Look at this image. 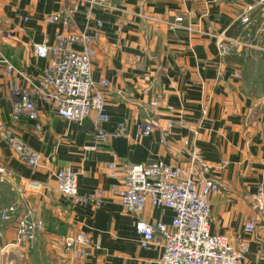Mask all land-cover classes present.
I'll list each match as a JSON object with an SVG mask.
<instances>
[{"label": "crops", "instance_id": "obj_1", "mask_svg": "<svg viewBox=\"0 0 264 264\" xmlns=\"http://www.w3.org/2000/svg\"><path fill=\"white\" fill-rule=\"evenodd\" d=\"M253 1L108 0L110 7L104 8L79 2L68 30L99 32L91 77L97 84L107 81L109 113L100 127L112 132L124 124L128 136L99 141L93 114L82 122L68 120L43 100L36 102L37 118L21 113L14 119L9 77L1 69L0 123L40 154L39 166L23 163L0 132V212L9 210L8 217L0 214V246L13 243L21 215L43 222L31 246L5 248L11 264H159L162 246L142 248L135 222L169 226L174 211L146 202L137 216L122 208L110 187L120 183L125 164H185L191 152L220 184L209 197L210 230L248 244L243 264H264V225L251 207L257 185L264 184V20L255 11L248 24L240 21ZM68 3L0 0V56L30 78L40 77L51 59L37 57L32 44L54 41L62 25L47 17ZM186 10L203 33L169 31L162 21L147 18L170 19ZM217 37L231 50L235 43V54L219 56ZM158 91L164 95L159 105L145 109ZM148 116L158 126L136 138ZM64 167L76 173L78 195L98 201L62 194L55 174ZM26 179L41 188L30 189ZM249 219L257 224L252 232L244 230ZM78 231L88 234L93 246L85 258L73 260L58 240Z\"/></svg>", "mask_w": 264, "mask_h": 264}, {"label": "built area", "instance_id": "obj_2", "mask_svg": "<svg viewBox=\"0 0 264 264\" xmlns=\"http://www.w3.org/2000/svg\"><path fill=\"white\" fill-rule=\"evenodd\" d=\"M80 1L100 8L110 7L108 0H70V3L49 14L47 22H59L62 29L57 31L52 43L32 44L37 57L51 59L40 77L30 78L0 56V72L3 68L4 75L9 77L13 118H18L21 113L31 119L37 118L36 102L43 100L50 104L56 114L68 120L82 122L93 114V135L99 141L109 137L128 136L124 124L118 125L112 132H106L100 127L109 119V113L104 110L103 88L106 87L107 81L103 80L97 84L91 77V59L95 54L93 44L99 32L94 30L90 34L68 30ZM255 11L264 20V0H254L245 8L240 15L241 23L248 24ZM147 18L162 21L169 31L185 29L189 33L204 32L199 28V23L192 20V12L188 10L185 15H175L170 19H158L150 15ZM100 25L101 23L97 22V26ZM216 44L219 56L225 57L231 52V46L225 38L217 37ZM19 79L23 80L24 85ZM163 96L162 92L158 91L155 98L145 105V109L156 108ZM156 126L157 119L148 116L137 126L135 137L149 135ZM0 132L3 141L20 161L32 167L39 166L40 154L37 151L2 123ZM110 166L114 167L113 164ZM208 169V165L191 152L185 164L170 165L160 160L147 164H125L120 172V183L111 184V190L118 196L125 211L139 216L146 202L154 207L163 206L174 211L169 226L161 222L153 225L140 218L135 222L139 235L138 243L142 248L162 246L159 264H243L248 244L244 241L233 243L226 236L210 230L209 197L219 191L220 184L208 174ZM0 171L3 172L4 169L0 168ZM112 175L115 177L116 171ZM55 179L58 190L75 201H98L95 196L78 195L76 173L71 168H60L55 174ZM25 184L33 190L41 188V184L35 180L26 179ZM97 195L100 196L99 191ZM251 207L257 219L264 225L263 182L257 185ZM8 211L2 210L1 216L8 217ZM256 227V220L249 219L244 225V230L252 232ZM42 229V220L33 218L30 214L21 215L17 220L13 243L0 246V264H11L4 251L7 246L21 243L31 246L36 234ZM58 243L63 245L65 253L73 260L85 258L88 249L93 246L89 235L82 231L61 236Z\"/></svg>", "mask_w": 264, "mask_h": 264}, {"label": "rangeland", "instance_id": "obj_3", "mask_svg": "<svg viewBox=\"0 0 264 264\" xmlns=\"http://www.w3.org/2000/svg\"><path fill=\"white\" fill-rule=\"evenodd\" d=\"M234 45H233V47H232V50H231V52L233 53V54H235V51L236 50H238V46L235 44V43H233ZM231 53V54H232Z\"/></svg>", "mask_w": 264, "mask_h": 264}]
</instances>
